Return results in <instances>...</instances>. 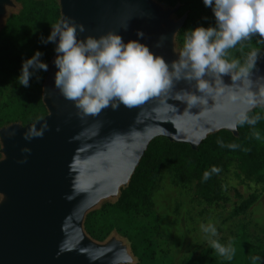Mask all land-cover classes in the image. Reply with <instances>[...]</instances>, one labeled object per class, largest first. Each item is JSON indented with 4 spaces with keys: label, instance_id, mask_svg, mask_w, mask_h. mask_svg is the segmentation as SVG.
<instances>
[{
    "label": "water",
    "instance_id": "95a60500",
    "mask_svg": "<svg viewBox=\"0 0 264 264\" xmlns=\"http://www.w3.org/2000/svg\"><path fill=\"white\" fill-rule=\"evenodd\" d=\"M61 21L70 18L85 31L78 37L118 33L123 40L138 39L171 64L178 59L175 37L185 18L175 22L178 8L163 9L156 0H58ZM11 0H0V21ZM125 28L127 30L125 31ZM48 64L42 85L47 115L33 123H12L0 129V264H128L120 242L92 241L83 230L84 219L101 201L116 199L126 188L149 145L157 138L189 144L193 149L222 130L238 134L239 113H250L264 103V62L249 76L252 81L223 76L226 90L207 96V104L188 107L176 93L198 96L195 81H174L171 89L129 109L110 107L97 116L77 114L72 101L54 87L58 70ZM207 78V77H206ZM230 96L237 99L231 100ZM254 97L256 104L248 105ZM48 128L42 137L24 139L35 127ZM27 149L28 151H25Z\"/></svg>",
    "mask_w": 264,
    "mask_h": 264
},
{
    "label": "clouds",
    "instance_id": "9594fccd",
    "mask_svg": "<svg viewBox=\"0 0 264 264\" xmlns=\"http://www.w3.org/2000/svg\"><path fill=\"white\" fill-rule=\"evenodd\" d=\"M202 2L211 9L215 24L189 29L178 59L171 64L140 42L145 35L140 30L136 33L138 39L125 42L120 34L114 32L99 37L88 35L81 39L78 29L82 33L84 27L77 26L70 18L51 26L50 34L47 38L42 36L40 42L55 45L53 63L58 70L54 76V87L65 99L73 102L78 115L87 117L97 116L109 107L113 111L121 105L136 108L149 98L171 89L173 82L181 79L195 81L196 89L204 94L198 96L187 91L176 93L175 100L186 102L189 108L207 104V96L221 95L226 90L224 75H230L233 82L248 80L251 84L249 76L256 67L258 52H251L244 66L239 60L229 61L225 57L228 50L241 41L257 34L264 37V0ZM42 55V52L36 51L31 58L22 61L17 78L19 85L29 87L30 78L37 71L48 70V64L41 60ZM259 96L264 101V85H261ZM230 99L237 97L230 96ZM246 102L254 106L257 101L250 97ZM258 119L249 118L247 111H243L231 127L235 128L237 123L255 125ZM47 128L46 123L39 131L33 127L25 132L24 139L42 137ZM256 139H260L259 133H256ZM220 145L224 147L222 142ZM219 172L220 169L213 166L210 171L204 172L202 179L207 181L213 173ZM200 229L210 248L219 257L229 261L233 259L235 247L232 242L222 244L215 239L218 232L213 224H201ZM250 260L251 264H264V258L259 255H252Z\"/></svg>",
    "mask_w": 264,
    "mask_h": 264
},
{
    "label": "rangeland",
    "instance_id": "374dc122",
    "mask_svg": "<svg viewBox=\"0 0 264 264\" xmlns=\"http://www.w3.org/2000/svg\"><path fill=\"white\" fill-rule=\"evenodd\" d=\"M11 2L0 21V32L11 16L23 10V0ZM156 2L165 10L178 8L172 16L175 22L183 18L185 23L188 21V7L180 11L179 4L172 7L159 0ZM202 6L203 13L205 11L208 17L203 15L199 26H214L211 9ZM193 17L189 27L182 34L180 30L175 37L178 54L183 47L185 33L197 25V19ZM249 44V39L241 41L228 50L225 58L239 60L244 66L245 62L241 60L249 56ZM14 97L10 87L0 96V107L10 103ZM263 107L264 103L254 110ZM17 123L26 125L22 121ZM218 181L221 198L207 201L198 195L195 182L184 183L173 173L162 172L152 194L154 209L151 216L120 213L112 207L116 199L104 200L87 213L83 230L98 244L112 240L120 242L130 256L128 264H206L204 252L211 253L213 264H251L252 255L264 258V184L247 178L234 161L219 173ZM209 223L217 229L215 239L222 244L232 242L235 247L232 260L219 257L210 248L200 229L201 224Z\"/></svg>",
    "mask_w": 264,
    "mask_h": 264
},
{
    "label": "trees",
    "instance_id": "16d2710c",
    "mask_svg": "<svg viewBox=\"0 0 264 264\" xmlns=\"http://www.w3.org/2000/svg\"><path fill=\"white\" fill-rule=\"evenodd\" d=\"M23 10L7 20L0 32V96L10 87L14 99L0 107V129L6 125L24 122L29 124L43 119L47 110L42 100V85L47 71H37L29 81V87L19 85L17 78L22 61L31 58L36 51L43 53L41 60L49 64L55 52L52 43L42 44L41 37L47 38L51 26L61 20L57 0H23ZM172 7L180 5V11L190 12L188 21L180 31L182 34L197 19L199 26L204 16L202 0H159ZM204 5V4H203ZM249 53L258 52L256 67L264 62V37L258 34L249 38ZM249 55V54H248ZM247 59H242L246 62ZM37 76L39 79H37ZM249 118L259 117L255 125L238 124V134L222 130L208 136L197 149L189 144L173 143L167 138H157L145 152L128 186L121 191L118 201L112 206L123 214H153V191L162 172L173 173L184 183L196 184L197 193L207 201L221 198L218 175L226 170L231 162H236L244 175L264 184V107L248 113ZM259 133L260 139H256ZM220 142L224 147H221ZM228 145H236L230 148ZM215 166L219 173H213L204 181L203 174ZM247 206V205H246ZM206 264H213L210 252H204Z\"/></svg>",
    "mask_w": 264,
    "mask_h": 264
}]
</instances>
